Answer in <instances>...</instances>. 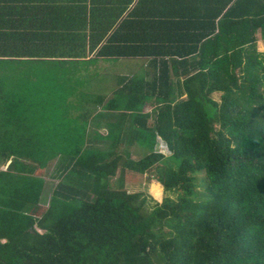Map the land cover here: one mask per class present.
<instances>
[{
	"label": "trees",
	"instance_id": "16d2710c",
	"mask_svg": "<svg viewBox=\"0 0 264 264\" xmlns=\"http://www.w3.org/2000/svg\"><path fill=\"white\" fill-rule=\"evenodd\" d=\"M125 11L101 32L90 22L94 55L150 59V79L123 78L109 97L78 82L70 103L29 114L21 84L0 78V264H264V0ZM103 117L108 149L87 143ZM134 140L143 153L131 155ZM125 170L162 199L129 191Z\"/></svg>",
	"mask_w": 264,
	"mask_h": 264
},
{
	"label": "crops",
	"instance_id": "0c3cea01",
	"mask_svg": "<svg viewBox=\"0 0 264 264\" xmlns=\"http://www.w3.org/2000/svg\"><path fill=\"white\" fill-rule=\"evenodd\" d=\"M136 2L137 0L126 5L127 2L124 0H0V51L9 52L0 57V61H4L0 65V78L6 83L21 84L20 95L25 101V109L29 114L44 112L46 107L43 101L46 99L51 100L52 104H55L56 99H65L68 100L67 103H70V100L76 97L75 84L86 83L87 80H91L89 78L99 76V73L110 75L113 71H101V63L115 65L122 60L132 63L130 70L125 72L120 70L117 85L123 78L141 74H145L146 78L150 79L154 75L150 59L95 57L94 51L102 42L90 43L93 40L90 37L89 28L91 21L100 17L103 28H98L95 32L104 31L119 10H126L122 16L124 18ZM112 30L113 27L111 29L109 26L106 32L110 33ZM78 51L79 55L83 51L79 57ZM127 73L130 74L127 75ZM45 83L60 84L61 86H58L60 90L54 92L44 87H36L35 91L28 89V84ZM116 86L110 87V92L103 95L109 97ZM83 88L85 92L101 93L99 90H90L86 86ZM31 99H35V103L28 101ZM55 108L49 107L47 112L51 115L59 114L60 109ZM66 108L70 116L76 114L74 108ZM98 110L101 108H97L95 112ZM123 120L122 122H125L127 126L128 121ZM106 121V117L101 119V126L96 132H94L95 126L90 123V136L87 140L89 145L102 149L110 147V141L104 136ZM68 131L73 135L71 126ZM66 138L63 136L62 140L70 139V137ZM157 139L159 140L158 137ZM128 145L133 148V152L140 147L135 140ZM133 152L131 155H135ZM128 173L132 175L134 172L125 170L124 179ZM153 190L154 193L159 191L157 188Z\"/></svg>",
	"mask_w": 264,
	"mask_h": 264
},
{
	"label": "rangeland",
	"instance_id": "374dc122",
	"mask_svg": "<svg viewBox=\"0 0 264 264\" xmlns=\"http://www.w3.org/2000/svg\"><path fill=\"white\" fill-rule=\"evenodd\" d=\"M259 49H262V44L259 43L258 44ZM132 63H130L127 60H122L119 61L117 64L112 65L111 63H101V71L106 72L108 70L113 71L110 75L108 74H103V73H99L100 75L97 77L89 78L91 80H87L86 82V87L90 90H94V91H98L101 92L102 94H108L109 88L110 87H115L117 85V82L119 81V76L118 74L120 73V70H124L128 71L131 69ZM116 69V73H114V70ZM123 74V73H122ZM130 73H127V75H129ZM120 75V74H119ZM75 103V102H74ZM146 109L149 108V106L147 105L145 107ZM54 118V116L52 117ZM157 149H160L162 151L166 152V147L165 144L160 142L157 146ZM131 153L133 152V148L130 149ZM145 149L142 148H136V151L133 152V154L137 155V154H141L143 153ZM47 168H44L41 176H46V180L47 182V189L48 191L52 188L53 186V182L50 181L52 179H50L49 176H47ZM131 173H128L125 179V185L128 188L129 191H136V190H142L145 193V197L147 202L149 203H154V200H161L162 196H163V191L160 187V190L156 193H154V190L152 189L153 185H159L157 184L154 180H148L146 178L145 175L143 174H138V173H132V175H130ZM50 183V184H49ZM109 184L112 187H116L118 184V173H116L115 176L111 177L109 179ZM46 204L45 202L41 205L39 211L41 212L44 208H45Z\"/></svg>",
	"mask_w": 264,
	"mask_h": 264
}]
</instances>
